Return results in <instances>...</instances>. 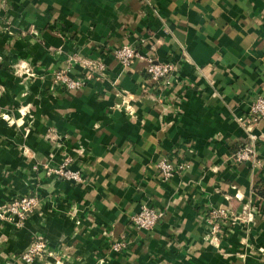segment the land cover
Segmentation results:
<instances>
[{"label": "crops", "instance_id": "1", "mask_svg": "<svg viewBox=\"0 0 264 264\" xmlns=\"http://www.w3.org/2000/svg\"><path fill=\"white\" fill-rule=\"evenodd\" d=\"M123 43L143 56L122 65ZM77 54L104 74L54 82L85 73ZM146 56L176 62L168 83ZM0 86V204L38 198L0 223V264H264V118L255 157L235 158L264 96V0H0ZM65 158L81 180L47 173ZM162 160L187 165L164 177ZM143 203L161 214L149 229L131 220Z\"/></svg>", "mask_w": 264, "mask_h": 264}, {"label": "built area", "instance_id": "2", "mask_svg": "<svg viewBox=\"0 0 264 264\" xmlns=\"http://www.w3.org/2000/svg\"><path fill=\"white\" fill-rule=\"evenodd\" d=\"M115 57L120 61L122 65H129L134 58L143 56L134 48L130 43H123L114 50ZM81 63L82 67L85 69V73L80 77H71L64 68L56 69L53 71V81L63 85L68 89L81 88L87 81L91 78H100L105 72V62L100 57H85L81 54H77L72 57ZM148 64L146 67V73L148 76L155 81L162 80L168 83V75L173 73L176 69V62L171 60L159 61L155 60L153 57H147ZM15 73L33 75L34 70L26 64H20ZM94 76V77H93ZM1 89V86H0ZM123 105L128 113H132L131 105L128 104L125 98L122 99L115 106L119 107ZM6 116V115H4ZM264 118V96L259 95L254 100L251 101L249 109L246 114L239 116L238 121L244 128V130L251 137L250 141L241 144L235 151V158L238 161L251 159L256 155V145L257 139L252 133L253 126L260 120ZM68 158L55 168L48 167L47 173H54L62 176L66 179H71L74 181L81 180L82 176L78 170H71L67 168ZM187 165V162L180 160L178 163L173 164L168 160H162L159 162V172L164 177H170L176 170H180ZM38 203V198L36 195H21L15 196L11 199L6 200L3 205L0 206V222L11 221L15 223L22 222L25 217L32 212ZM225 211L221 209H216L213 211V216L224 214ZM252 210H248L247 219H251ZM160 212L157 211L152 206L143 203L141 208L131 216L132 223L143 229L151 228L159 219ZM218 227L215 223L210 226V232L217 231ZM121 241H116L113 243L114 249H119L122 246ZM45 249V243L43 241H37L32 243L28 249L22 251V257L30 261L37 256H41V252Z\"/></svg>", "mask_w": 264, "mask_h": 264}, {"label": "rangeland", "instance_id": "3", "mask_svg": "<svg viewBox=\"0 0 264 264\" xmlns=\"http://www.w3.org/2000/svg\"><path fill=\"white\" fill-rule=\"evenodd\" d=\"M17 66H19V65H17ZM17 66H16V68H17ZM16 68L14 69V73H15ZM15 74L19 75L18 73H15ZM0 90H1V89H0ZM10 199H11V198H10ZM4 202H5V201H4ZM4 202H2V203L0 204V206L3 205ZM0 223H1V222H0Z\"/></svg>", "mask_w": 264, "mask_h": 264}]
</instances>
